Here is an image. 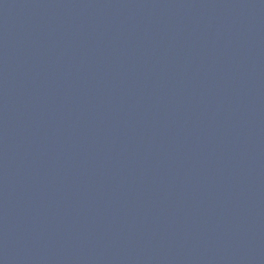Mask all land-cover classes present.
I'll return each instance as SVG.
<instances>
[{"label": "water", "instance_id": "obj_1", "mask_svg": "<svg viewBox=\"0 0 264 264\" xmlns=\"http://www.w3.org/2000/svg\"><path fill=\"white\" fill-rule=\"evenodd\" d=\"M0 264H264V0H0Z\"/></svg>", "mask_w": 264, "mask_h": 264}]
</instances>
